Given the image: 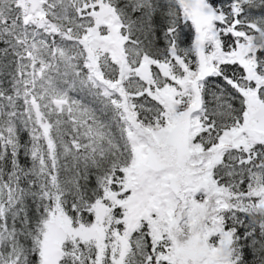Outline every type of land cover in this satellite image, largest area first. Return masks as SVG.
<instances>
[{
	"label": "snow or ice",
	"instance_id": "6c2138e0",
	"mask_svg": "<svg viewBox=\"0 0 264 264\" xmlns=\"http://www.w3.org/2000/svg\"><path fill=\"white\" fill-rule=\"evenodd\" d=\"M0 264H264V0H0Z\"/></svg>",
	"mask_w": 264,
	"mask_h": 264
}]
</instances>
